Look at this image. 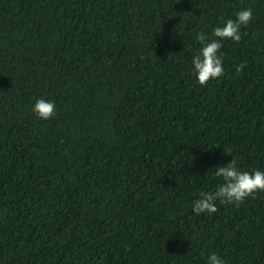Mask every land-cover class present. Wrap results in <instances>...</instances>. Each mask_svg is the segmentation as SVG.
I'll use <instances>...</instances> for the list:
<instances>
[{"label": "trees", "instance_id": "trees-1", "mask_svg": "<svg viewBox=\"0 0 264 264\" xmlns=\"http://www.w3.org/2000/svg\"><path fill=\"white\" fill-rule=\"evenodd\" d=\"M231 157L264 170V0H0V264H264V191L193 209Z\"/></svg>", "mask_w": 264, "mask_h": 264}, {"label": "clouds", "instance_id": "clouds-1", "mask_svg": "<svg viewBox=\"0 0 264 264\" xmlns=\"http://www.w3.org/2000/svg\"><path fill=\"white\" fill-rule=\"evenodd\" d=\"M252 16L253 10L245 7L236 12L235 19L228 18L213 27L211 36L204 32L196 34L195 39L199 42V47L191 55L190 62L191 71L195 74L198 84L205 85L224 74L223 53L219 51L222 42L228 38L239 41L241 26L247 25ZM31 110L40 119L47 120L55 115L57 108L54 100L39 97L34 100ZM214 168L213 175L222 182L217 184L215 191L199 193L198 198L193 202V209L197 214L214 213L217 200L238 205L249 195L264 191V170H243L232 157L226 164H218ZM206 264H228V261L213 252L207 257Z\"/></svg>", "mask_w": 264, "mask_h": 264}]
</instances>
